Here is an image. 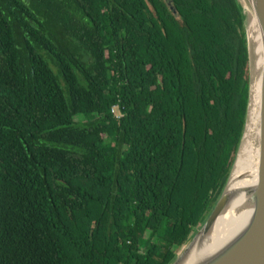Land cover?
Masks as SVG:
<instances>
[{
  "label": "trees",
  "instance_id": "trees-1",
  "mask_svg": "<svg viewBox=\"0 0 264 264\" xmlns=\"http://www.w3.org/2000/svg\"><path fill=\"white\" fill-rule=\"evenodd\" d=\"M243 20L236 0H0V264L173 261L242 135Z\"/></svg>",
  "mask_w": 264,
  "mask_h": 264
},
{
  "label": "water",
  "instance_id": "water-1",
  "mask_svg": "<svg viewBox=\"0 0 264 264\" xmlns=\"http://www.w3.org/2000/svg\"><path fill=\"white\" fill-rule=\"evenodd\" d=\"M244 1L256 23L261 42V67L257 112L259 153L257 180L255 185L244 191L246 196V207L250 209V214L245 222L223 245L195 264H264V0ZM236 2L244 18L243 31L247 53L248 97L242 135L226 183L213 208L203 224L188 239L186 246L175 256L170 264H177L193 241L198 236H203L210 231L215 220L225 211L229 202L230 194L226 193V185L244 134L250 98L249 45L246 37L245 14L239 0H236Z\"/></svg>",
  "mask_w": 264,
  "mask_h": 264
},
{
  "label": "bare ground",
  "instance_id": "bare-ground-1",
  "mask_svg": "<svg viewBox=\"0 0 264 264\" xmlns=\"http://www.w3.org/2000/svg\"><path fill=\"white\" fill-rule=\"evenodd\" d=\"M245 14L246 37L249 45L250 98L244 134L233 163L226 193L230 194L225 211L213 227L198 236L177 264H195L223 245L245 222L250 209L246 207L245 190L255 185L258 168L257 112L261 67V42L256 23L244 0H239Z\"/></svg>",
  "mask_w": 264,
  "mask_h": 264
},
{
  "label": "rangeland",
  "instance_id": "rangeland-1",
  "mask_svg": "<svg viewBox=\"0 0 264 264\" xmlns=\"http://www.w3.org/2000/svg\"><path fill=\"white\" fill-rule=\"evenodd\" d=\"M187 243V242H186ZM186 243L178 250V252L176 253V256L182 251V249L186 246Z\"/></svg>",
  "mask_w": 264,
  "mask_h": 264
},
{
  "label": "built area",
  "instance_id": "built-area-1",
  "mask_svg": "<svg viewBox=\"0 0 264 264\" xmlns=\"http://www.w3.org/2000/svg\"><path fill=\"white\" fill-rule=\"evenodd\" d=\"M110 113L113 114V115H115V114H114V109H113V108L110 110ZM115 118L117 119L118 116L115 115Z\"/></svg>",
  "mask_w": 264,
  "mask_h": 264
}]
</instances>
